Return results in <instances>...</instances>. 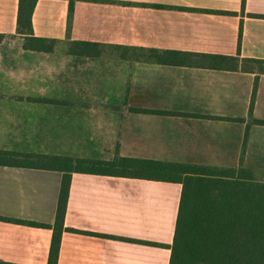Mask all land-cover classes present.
<instances>
[{
	"label": "crops",
	"instance_id": "1",
	"mask_svg": "<svg viewBox=\"0 0 264 264\" xmlns=\"http://www.w3.org/2000/svg\"><path fill=\"white\" fill-rule=\"evenodd\" d=\"M18 6L0 0L10 37L0 45V149L24 150L6 135L74 134V149L85 144L94 160L111 159L115 144L114 156L264 180V74L69 54L70 43L89 42L264 60V0H75L71 19L70 0H39L33 31L58 41L52 53L23 49ZM37 148L49 147L28 150ZM62 180L0 167V217L11 220H0V264H49ZM182 190L73 173L57 264H170Z\"/></svg>",
	"mask_w": 264,
	"mask_h": 264
},
{
	"label": "trees",
	"instance_id": "2",
	"mask_svg": "<svg viewBox=\"0 0 264 264\" xmlns=\"http://www.w3.org/2000/svg\"><path fill=\"white\" fill-rule=\"evenodd\" d=\"M38 1L19 0L17 33L24 40V50L52 53L58 41L34 35L32 19ZM74 3L75 0H70V19L74 12ZM8 39L9 35L0 33V45ZM240 47L241 33L239 49ZM106 48L108 46L97 43L72 42L69 54L95 59L102 57ZM135 54L136 60L163 65L264 74V60L244 59L240 55L182 53L157 49H137ZM127 56L125 54L123 58ZM257 84L258 79L255 87ZM0 167L63 173L49 264L58 263L71 176L75 172L182 184L170 264H264V181H259L253 170L240 168L221 171L210 167L120 156L103 162L24 154L5 149H0ZM99 167L105 170H99ZM0 220L11 221L2 217ZM15 222L24 223L18 220Z\"/></svg>",
	"mask_w": 264,
	"mask_h": 264
},
{
	"label": "rangeland",
	"instance_id": "3",
	"mask_svg": "<svg viewBox=\"0 0 264 264\" xmlns=\"http://www.w3.org/2000/svg\"><path fill=\"white\" fill-rule=\"evenodd\" d=\"M19 44V43H18ZM127 56V61H131L135 59V51L129 50V51H117V49L113 48H106L103 53V57L100 59L103 62H110V63H118L124 55ZM121 58V59H120ZM65 93H74V84L70 87H67L66 90L62 91ZM7 137H10L13 140H17L20 143L17 148H22L24 150H18L17 152L24 153V154H42L47 156H62V157H72L75 159H91L90 157H93L94 154H96L95 150H88L86 148V145L84 144V149L77 150L74 149V142L77 140V136L74 134H55V135H6ZM78 138L81 140L80 136ZM31 139V141H30ZM85 135L82 138V142H85ZM11 143V142H10ZM41 146H47L49 148L45 150H39V148L34 150H28L33 149L36 147ZM113 146L115 144L111 145L110 153L112 158L111 159H99L97 161H103L108 162L112 161L115 157L117 158L118 155H113L114 149ZM16 147V146H15ZM41 152H48L47 154L41 153ZM108 152V151H106ZM221 171H226L227 169H217V168H211ZM99 170H105L102 167H99ZM262 178V177H261ZM261 181H264L261 179Z\"/></svg>",
	"mask_w": 264,
	"mask_h": 264
}]
</instances>
